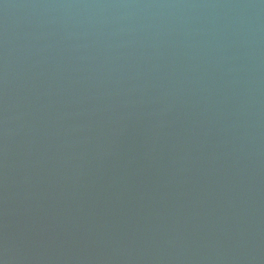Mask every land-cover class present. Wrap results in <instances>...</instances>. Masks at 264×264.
<instances>
[{"label":"water","instance_id":"water-1","mask_svg":"<svg viewBox=\"0 0 264 264\" xmlns=\"http://www.w3.org/2000/svg\"><path fill=\"white\" fill-rule=\"evenodd\" d=\"M0 264H264V0H0Z\"/></svg>","mask_w":264,"mask_h":264}]
</instances>
